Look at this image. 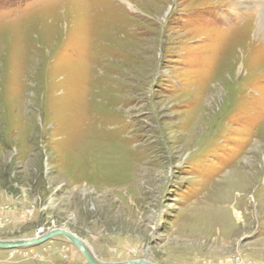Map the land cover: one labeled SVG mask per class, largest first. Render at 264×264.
<instances>
[{"label":"rangeland","instance_id":"374dc122","mask_svg":"<svg viewBox=\"0 0 264 264\" xmlns=\"http://www.w3.org/2000/svg\"><path fill=\"white\" fill-rule=\"evenodd\" d=\"M263 10L0 0V241L64 228L98 264H264ZM0 264L88 262L59 234Z\"/></svg>","mask_w":264,"mask_h":264},{"label":"water","instance_id":"95a60500","mask_svg":"<svg viewBox=\"0 0 264 264\" xmlns=\"http://www.w3.org/2000/svg\"><path fill=\"white\" fill-rule=\"evenodd\" d=\"M63 235L67 239H69L79 250L82 252L84 255L86 261L88 264H98L96 260L94 259L93 255L89 253V249L84 241H82L79 237L76 235L72 234L68 230L64 228H52L42 236H34L32 238H25L22 240H13V241H0V249H18V248H23L31 245H36L39 243H42L44 241H47L51 237L55 235ZM128 263H133V264H154L151 263L147 260H132L127 263L123 264H128Z\"/></svg>","mask_w":264,"mask_h":264},{"label":"bare ground","instance_id":"6f19581e","mask_svg":"<svg viewBox=\"0 0 264 264\" xmlns=\"http://www.w3.org/2000/svg\"><path fill=\"white\" fill-rule=\"evenodd\" d=\"M257 18H258V20H259V23L256 24V27H257L258 30L260 31L261 29L264 28V10H263L262 12L259 13V15L257 16ZM39 21H41V20H39ZM39 25L42 26V23L39 24ZM39 28H40V27H39ZM255 29H256V28H255ZM47 31L50 32V30H47ZM256 32H257V31H256ZM236 215L239 216V213L236 212ZM89 253H91V252L89 251ZM126 263H127V262H126ZM128 264H133V263H128Z\"/></svg>","mask_w":264,"mask_h":264}]
</instances>
